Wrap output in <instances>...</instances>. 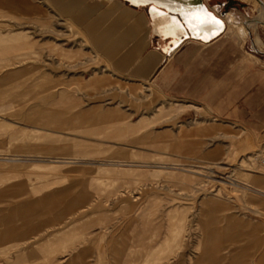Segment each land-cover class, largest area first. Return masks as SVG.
<instances>
[{"label":"rangeland","instance_id":"374dc122","mask_svg":"<svg viewBox=\"0 0 264 264\" xmlns=\"http://www.w3.org/2000/svg\"><path fill=\"white\" fill-rule=\"evenodd\" d=\"M201 1L226 29L200 62L264 106V0ZM0 264H264V126L116 73L49 0H0Z\"/></svg>","mask_w":264,"mask_h":264},{"label":"crops","instance_id":"0c3cea01","mask_svg":"<svg viewBox=\"0 0 264 264\" xmlns=\"http://www.w3.org/2000/svg\"><path fill=\"white\" fill-rule=\"evenodd\" d=\"M49 1L55 10L82 30L116 73L133 80L163 82L165 91L196 102L215 116L243 125L264 126L263 104L247 106L246 97L237 102V70L229 64L220 69L210 64L204 67L200 62L201 55L197 51L214 46L224 37L226 23L216 11L211 10L224 24L219 34L208 41L186 37L171 48L169 40L163 39L161 30L154 28L149 12L146 17L135 7L123 4H116L109 11L107 5L93 0ZM219 57L217 54L210 60ZM222 57L235 62L234 53ZM241 72L245 78L251 70ZM246 83L247 91L253 85L244 79ZM240 112L244 115L240 116Z\"/></svg>","mask_w":264,"mask_h":264},{"label":"bare ground","instance_id":"6f19581e","mask_svg":"<svg viewBox=\"0 0 264 264\" xmlns=\"http://www.w3.org/2000/svg\"><path fill=\"white\" fill-rule=\"evenodd\" d=\"M128 1L137 6H149L148 11L154 28L161 30L163 39H170L171 48L176 47L181 39L186 37L204 41L211 40L222 31L224 26L220 18L201 0Z\"/></svg>","mask_w":264,"mask_h":264}]
</instances>
